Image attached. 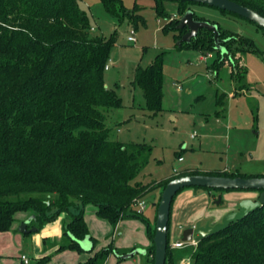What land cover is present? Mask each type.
<instances>
[{
    "label": "trees",
    "instance_id": "trees-1",
    "mask_svg": "<svg viewBox=\"0 0 264 264\" xmlns=\"http://www.w3.org/2000/svg\"><path fill=\"white\" fill-rule=\"evenodd\" d=\"M101 1L111 16L126 17L128 9L122 0ZM154 1L157 14L166 17L165 0ZM169 1L178 3L180 15L192 10L195 19L217 24L190 8L205 4ZM233 1L264 16V0ZM127 18L136 23L142 16ZM176 25L175 29L183 30L177 36L181 37L187 29H178ZM217 27L220 44L226 50L224 55L215 48L213 32L203 28L179 46L185 44L201 54H217L210 65L214 69H218L225 56L230 57L231 77L234 82L240 81L246 73L240 62L242 55L257 49L248 38L226 33L218 24ZM89 29V17L81 9L80 0H0V231L9 229L17 212H30L31 224L38 230L66 214L70 219L62 224L57 249L83 250L79 241L89 236L91 252L94 238L82 216L85 206L91 205L96 215L113 228L121 217H140L150 241L146 256L150 253L153 264L155 220L150 222L144 217V210L136 211L137 200L143 199L151 187V183L136 178L148 163L152 146L111 137L107 112L120 107L121 100L114 89L105 85L103 73L116 33L102 38L90 36ZM161 67L160 58L145 68L138 66L132 81L142 90V107L150 112L161 109ZM236 88L241 91L243 85ZM197 173L248 176L195 169L173 172L175 175L160 183L156 208L169 180ZM177 193L170 207L165 264H177L176 259L188 252L184 246L171 247L169 239ZM131 251L108 244L80 264H104L112 252L123 259L122 255ZM48 262L49 255H42L21 264ZM190 264H264V204L226 229L198 241Z\"/></svg>",
    "mask_w": 264,
    "mask_h": 264
},
{
    "label": "rangeland",
    "instance_id": "rangeland-1",
    "mask_svg": "<svg viewBox=\"0 0 264 264\" xmlns=\"http://www.w3.org/2000/svg\"><path fill=\"white\" fill-rule=\"evenodd\" d=\"M122 3L128 9L126 17L108 14L101 0H80V7L89 17L90 36L107 38L112 32L116 33L107 62L109 69L104 70L103 77L105 85L117 93L121 106L109 109L106 120L112 138L124 142H145L152 146L148 163L139 171L141 180L151 183L150 190L143 197L147 210L151 200H158L161 181L175 175L173 168L177 170L176 174L195 169L200 172L224 171L263 176L264 30L246 19L221 13L216 8L202 5L190 7L208 20L216 21L226 33L242 35L256 47V52L242 55L240 62L246 73L242 80L234 82L230 57L225 56L218 69H214L210 65L217 54H201L185 44H177L180 38L177 36L183 32L174 27L181 17L177 2L163 1L168 14L166 17L157 14L154 0H122ZM128 13L133 18H142L132 23L127 18ZM131 30L134 31V41L127 39ZM155 58L161 59L163 95L161 109L150 112L142 107V90L132 81L136 68L147 67ZM239 85H243L241 91H237ZM193 131L196 135L191 138ZM179 155L181 161H178ZM187 189L194 190L196 194L202 190L210 192L212 199L205 205L208 210L197 217L201 223L212 216V223L220 220L221 211L234 210L241 199L256 198L257 194L254 190L187 187L177 193L174 201L186 203L188 197L182 198L181 194ZM72 210L76 212V209ZM89 210L87 205L82 216L88 233L94 236V251L108 244L118 250L131 247L133 242L140 247L135 250L150 244L145 223L140 217H121L113 235L112 229L110 232L102 230L101 221L97 218L94 220L98 222L91 221L93 217ZM146 215L145 210L143 216ZM178 219L170 218V244L179 237L173 236V228L178 223L186 226L185 220ZM43 228L23 235L12 224L9 229L0 231V263L19 264L21 253H26L28 258L37 254L38 239L31 238V248L28 249L25 246L28 237L24 236H39ZM99 229L100 234L96 232ZM142 234L147 244L142 240ZM196 244L195 241L186 244L183 248H187L188 252L182 253L180 260L175 262L190 264L191 252ZM83 254V250L55 249L48 254V264H77ZM141 258L137 253L134 257L119 259L112 252L105 264H142ZM150 258V253L144 258L148 264H151Z\"/></svg>",
    "mask_w": 264,
    "mask_h": 264
},
{
    "label": "water",
    "instance_id": "water-1",
    "mask_svg": "<svg viewBox=\"0 0 264 264\" xmlns=\"http://www.w3.org/2000/svg\"><path fill=\"white\" fill-rule=\"evenodd\" d=\"M196 3H202L210 7H215L221 10L237 14L256 25L264 28V16L258 11L249 8L243 4H240L233 0H185ZM186 28L187 30L181 35L177 44L182 42H189L190 39L196 36L200 29H206L213 32V38L215 42V48L224 50L221 55H224L226 50L220 44L219 31L217 24L210 23L207 20H198L193 17L192 10H186L180 17L176 28ZM185 187H207L211 189H240V190H254L257 192L256 198H244L237 203V208L224 213L220 220L211 222V218L207 219L203 224L197 220L192 226L185 228L182 231L181 240L198 242L208 236H211L221 230L226 229L231 223L237 222L243 219L249 213L260 208L264 204V175L263 176H228V175H214V174H186L177 176L169 180L161 192V197L158 202L156 210V218L154 223V255L153 264H165L166 250H167V234H168V222L170 216V207L172 199L175 194ZM19 230L24 231H36L37 227L31 229H25L23 223L19 226ZM85 238H89L86 236ZM84 238V239H85ZM83 239V240H84ZM83 240L79 243L82 246ZM90 247L86 250H90ZM84 249V248H83ZM137 250H133L129 253L122 255V257H130ZM145 253V252H144Z\"/></svg>",
    "mask_w": 264,
    "mask_h": 264
},
{
    "label": "crops",
    "instance_id": "crops-1",
    "mask_svg": "<svg viewBox=\"0 0 264 264\" xmlns=\"http://www.w3.org/2000/svg\"><path fill=\"white\" fill-rule=\"evenodd\" d=\"M172 172H173V169H172ZM136 180L144 181V179L141 180V177H139V174H138ZM209 196H210L209 191L205 192V190H202L201 193L196 194L194 190L187 189V190H184V192H182V194H181L182 198L188 197L189 200H187L186 203L185 202L184 203L179 202L178 200H175L173 202L170 218H174V219L179 218L178 220H183V221L185 220L184 222H186L185 223L186 226H183L181 223H178L177 227L173 228V236H179L176 238V240L181 239L182 231L185 228L192 226L197 221V217H199V215L202 214V212L204 213L208 210V209H206L207 207L205 208V205H207V203L210 202V200L212 199V198L210 199ZM150 203H151L150 208L147 210L148 207L146 204V208L144 209L143 213L146 210L147 211L146 217L149 219L150 222H153L156 218V210H157L156 205H155L156 200H151ZM88 207L90 209L89 210L90 216L93 217L91 221H96V222H98V220L101 221V222H99V224L101 225V228L103 227L102 230L110 232L112 229L111 233L114 235V231H115L117 226L112 228V225L110 223H108L106 220L101 219L100 217H99L100 219L98 218V216L95 213L94 207H91V205L90 206L88 205ZM85 208H86V206H85ZM216 210H220V209H216ZM230 210H233V209H230ZM221 212H223L221 214H224L225 211H221ZM213 217L214 216H212L211 218H213ZM94 218L95 219L97 218L98 220H94ZM69 219H70L69 215L62 214L57 219H55L54 221L45 224L43 226L44 228L41 231V235L32 236V237L24 236V238L28 237L27 238L28 240H26V242H25V246L28 249L31 248V238L36 237L39 241L38 242L39 243L38 253L34 255L35 257L32 256L31 258H29L30 261L35 259V258H38L42 255H48V254H50L51 251L58 248L57 243L59 242L61 235H62V224L64 221H68ZM31 220H32V214L30 212H17L14 215V221L12 224L14 227H16L18 232L22 233L23 235H28L29 233H32L35 231H24V232H22L19 230V226H21L24 223L25 229H27V230L31 229L33 227H36V226H33L31 224ZM201 224H203V223H201ZM100 229L96 232L99 233ZM36 231H38V229ZM91 233H92V231H91ZM169 233H170V230H169ZM90 236L94 237L91 234H90ZM111 237H113V236H111ZM142 240H144V242H146V244H147V240L145 239V237H143V234H142ZM135 244L136 243L133 242V245L131 247H124V249L125 248H132V250H133L134 248H140V247H136ZM82 246L84 248L83 249L84 254L82 256H80L81 259L78 261L77 264H80V262L86 260L90 255L93 254V252H95L94 249L91 252L89 250L88 251L86 250V248L90 247L89 238H85L83 240ZM101 247H104V246H101ZM100 248H98V249H100ZM147 248L148 247L142 248L141 250L136 249L137 251L134 254H132V256H130V257H134L137 253H139L142 256V258H141L142 264H148L146 259H144L146 257ZM22 254L26 255V253H21V255ZM130 257H124L123 259L130 258ZM21 262H22V260L20 257L19 264H21Z\"/></svg>",
    "mask_w": 264,
    "mask_h": 264
},
{
    "label": "built area",
    "instance_id": "built-area-1",
    "mask_svg": "<svg viewBox=\"0 0 264 264\" xmlns=\"http://www.w3.org/2000/svg\"><path fill=\"white\" fill-rule=\"evenodd\" d=\"M133 34H134V31L131 30L130 34L127 36V39L129 41H134L135 40V37L133 36ZM108 68H109V64L107 63L105 65V69H108ZM195 135H196V132L194 131V132H192L190 134V137L193 138V137H195ZM181 160H182V157L178 158V161H181ZM173 172L177 173V170L175 168H173ZM145 208H146V202L143 199L137 200V202H136V211L137 212H142ZM190 241H193V240H190ZM190 241H182L181 239H179V240L174 241L171 244V247H173V248H181V247L185 246L186 244H188ZM21 260H22L23 263H29L30 262L29 258L26 255H24V254L21 255Z\"/></svg>",
    "mask_w": 264,
    "mask_h": 264
},
{
    "label": "flooded vegetation",
    "instance_id": "flooded-vegetation-1",
    "mask_svg": "<svg viewBox=\"0 0 264 264\" xmlns=\"http://www.w3.org/2000/svg\"><path fill=\"white\" fill-rule=\"evenodd\" d=\"M257 195V194H256Z\"/></svg>",
    "mask_w": 264,
    "mask_h": 264
}]
</instances>
